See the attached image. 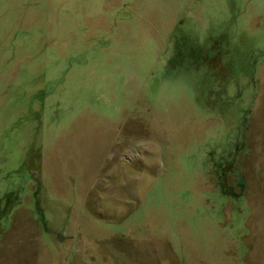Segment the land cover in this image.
Masks as SVG:
<instances>
[{
  "label": "rangeland",
  "instance_id": "obj_1",
  "mask_svg": "<svg viewBox=\"0 0 264 264\" xmlns=\"http://www.w3.org/2000/svg\"><path fill=\"white\" fill-rule=\"evenodd\" d=\"M0 264H264V0H0Z\"/></svg>",
  "mask_w": 264,
  "mask_h": 264
}]
</instances>
